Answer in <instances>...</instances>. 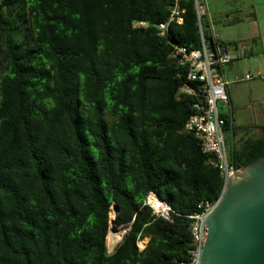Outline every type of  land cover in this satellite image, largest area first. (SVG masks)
I'll list each match as a JSON object with an SVG mask.
<instances>
[{"label":"trees","instance_id":"trees-1","mask_svg":"<svg viewBox=\"0 0 264 264\" xmlns=\"http://www.w3.org/2000/svg\"><path fill=\"white\" fill-rule=\"evenodd\" d=\"M172 2L0 0V264L188 260V215L223 180L183 130L198 83L173 45L200 38L194 0H180L182 22L160 32ZM223 118L235 167L264 156V126L235 140ZM151 192L170 219L146 203ZM110 221L129 225L112 251Z\"/></svg>","mask_w":264,"mask_h":264},{"label":"built area","instance_id":"built-area-1","mask_svg":"<svg viewBox=\"0 0 264 264\" xmlns=\"http://www.w3.org/2000/svg\"><path fill=\"white\" fill-rule=\"evenodd\" d=\"M194 8L198 25L200 45L197 48H187L183 46L173 45L172 55L179 60L181 65L187 66V79L198 83V94L189 86L181 88L189 94L198 95L192 105L194 113L186 120L183 130L192 135L198 142L201 151L211 156V163L215 166L223 180L222 191L215 201H200L198 203V211L188 217L191 219V248L189 250V258L180 264H199L200 254L207 235L204 221L208 214L214 209L222 197L228 179L239 168L235 167L229 160V149L225 131V120L221 115L218 103L222 102L228 105L229 82L225 80L221 73V65L229 61L230 56L223 51V46L210 43L206 37V33L202 29L203 17L206 16L207 10L203 0H194ZM184 12L180 5V0H173L169 6L168 18L165 22L157 25L161 33L166 30L170 22H182L181 14ZM145 22H134V27H145ZM250 75L246 74L243 78L236 75L233 82L250 79ZM155 197L162 203L160 210H154L149 203V198ZM147 204L152 208L153 212L165 219L169 218L170 206L163 200L159 199L154 193H149Z\"/></svg>","mask_w":264,"mask_h":264},{"label":"water","instance_id":"water-1","mask_svg":"<svg viewBox=\"0 0 264 264\" xmlns=\"http://www.w3.org/2000/svg\"><path fill=\"white\" fill-rule=\"evenodd\" d=\"M111 207L115 223L118 207ZM204 226L207 235L199 264H264V156L234 172Z\"/></svg>","mask_w":264,"mask_h":264},{"label":"crops","instance_id":"crops-1","mask_svg":"<svg viewBox=\"0 0 264 264\" xmlns=\"http://www.w3.org/2000/svg\"><path fill=\"white\" fill-rule=\"evenodd\" d=\"M203 1L206 5V16H208L210 8L208 9L206 1ZM261 10H264V6ZM221 11L223 14H228L224 8ZM217 12L218 10L212 9L211 15H216ZM253 16L256 17L254 14ZM253 19L258 28L257 34L241 39L235 37L233 39L229 35H225L223 31L216 33L210 28L211 35L222 44L223 51L230 56L229 61L223 63L220 68L223 77L229 82V102L228 105L222 103L224 110L227 109L228 112L220 113L223 114H221L222 116H227L230 122V112H232V125L236 127L237 131L235 140L243 138L245 130H248L247 137L260 136V127L264 126V96L261 94L259 85L252 82L253 78L249 71V60L254 50H256V55L253 57L255 67L251 66V69L255 70L256 74H261L260 72L264 70V20ZM257 61H261L260 64ZM246 74L251 76L250 79L233 82L234 76L238 75L243 78ZM242 107H245V110H241ZM226 138L229 147L233 137L228 131H226Z\"/></svg>","mask_w":264,"mask_h":264},{"label":"rangeland","instance_id":"rangeland-1","mask_svg":"<svg viewBox=\"0 0 264 264\" xmlns=\"http://www.w3.org/2000/svg\"><path fill=\"white\" fill-rule=\"evenodd\" d=\"M205 1L207 3V8L208 9L210 8L208 16H204L202 21V29L205 33L208 32L211 34L210 32V28H211L216 33H218L219 31H223L225 35H229V37H232L233 39L235 38L241 39L245 36H253L255 35V33L257 34L258 28L253 18H256L258 21L259 19L264 20V12H263L264 10H261L264 6V0H205ZM223 8L227 11L228 14H223V12L221 11V9L223 10ZM212 9L218 10L216 15L215 14L211 15ZM253 14L256 15V17L253 16ZM221 45L222 44H219L218 42V46ZM255 51L256 50L253 51V54L250 57L251 61L249 60V66H250L249 71H250V75L253 78L252 82L257 83L259 85L261 94L262 96H264V70L260 72L261 74H256L255 70L251 69V66L252 67L254 66L253 57L256 55ZM257 62L259 63L261 61H257ZM246 67L248 66L246 65ZM223 107L224 105L222 104V102H219L218 103L219 111L228 112V110L227 109L224 110ZM147 202H148V197L146 199V203ZM118 227H123V226H118ZM147 240H148L147 238H144L137 242L139 249L144 248ZM114 247H110L107 244L108 251H112Z\"/></svg>","mask_w":264,"mask_h":264},{"label":"bare ground","instance_id":"bare-ground-1","mask_svg":"<svg viewBox=\"0 0 264 264\" xmlns=\"http://www.w3.org/2000/svg\"><path fill=\"white\" fill-rule=\"evenodd\" d=\"M149 203L154 210H160L162 208V203L155 197L149 198ZM112 212L115 214V211L112 207ZM126 226L116 227L115 224L110 221L109 228L106 236V242L110 247L116 245L122 238L125 233Z\"/></svg>","mask_w":264,"mask_h":264}]
</instances>
